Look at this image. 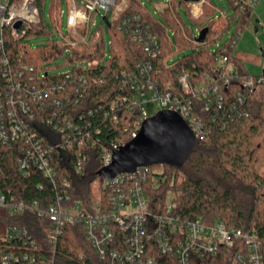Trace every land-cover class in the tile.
Here are the masks:
<instances>
[{
  "label": "trees",
  "instance_id": "16d2710c",
  "mask_svg": "<svg viewBox=\"0 0 264 264\" xmlns=\"http://www.w3.org/2000/svg\"><path fill=\"white\" fill-rule=\"evenodd\" d=\"M43 2L44 0H35L40 26L26 27L25 33L18 37L11 35L8 29L4 30L3 51L14 65L28 64L35 69L47 70L53 69L50 68L53 60L69 52L63 65H71L69 70L83 75L86 85L77 102L66 104L61 115H66L78 125V137L83 138L84 143L71 150L55 148L50 152L56 171L52 178L44 177L35 167H32L27 175L18 172L16 159L23 153L17 145L20 140L10 147L0 145V193L5 195L7 202L17 199H24L26 202L36 200L40 207L45 208L59 200V196L63 198L67 195L69 200H63L64 204L80 202L88 208L105 198V177L99 172L102 168L100 145L108 146L111 141L119 144L129 141L141 111L138 104L129 108L120 105L114 110L110 109L115 100L130 92L122 84V72L133 71L136 64L134 56H143L139 46L125 39L119 31L117 23L121 17L131 13L140 14L151 24L158 36L161 53L151 62L153 77L159 85L166 82L176 85V77L181 72L188 73L192 85L201 81L205 74H214L217 71L214 55L224 52L226 48L236 75L226 88L222 89L225 98L219 111L220 115L228 111L236 94L245 90L242 79L250 74L244 62L234 55L230 38L227 37L220 43L215 51L208 50L210 44L215 43L209 33L213 26L218 24L220 27L227 21V28L235 21L233 32H236L251 18L247 10H239L230 0L227 2L234 15L224 22L220 17L210 18L217 10L210 2L203 4L202 14L194 18L187 13L181 0H172L171 7L159 11L164 19L163 23L148 11L145 4H141V0H127V6L110 25L101 21L95 27H79L84 38L73 45L53 37L60 26V9L62 3L66 4V0H49L50 24H47L45 19ZM180 8L196 21L199 27L208 28L204 44L191 46L193 35ZM93 17L94 14L91 19ZM205 21L206 24L202 26ZM105 26L110 36L108 49L103 34ZM167 27L173 29V38L168 34ZM220 36L222 37V34ZM173 43L181 50L192 48L179 59L168 63ZM105 48L108 56H104ZM76 62L80 64L77 67L74 66ZM84 62H89V66L83 68L81 64ZM261 75L264 77V72ZM65 94L69 97L73 95L71 84L68 82L64 86L63 95ZM244 106L248 110L247 115L235 117L220 126L218 121L211 120L213 112H201L200 105L195 103V108L205 122L207 133L203 137L195 138L189 156L180 167L168 164L151 165L152 170L160 168L161 172L155 173L158 184L154 187H151L153 174H149L145 190L149 196L150 207L154 211L161 210L165 202L170 200L174 204V212L181 216L200 217L209 224L222 221L227 227L243 231L254 230L261 240L264 255V92L258 100L247 96ZM42 114L37 112L39 116ZM113 114H116L115 120L112 118ZM48 119H51L49 109L46 111L45 120ZM50 134L51 136L37 132V136L44 135L45 144L50 143V138H56L54 133ZM93 139L97 141L94 145L91 143ZM20 142L23 144L24 140ZM78 160L81 168L77 171L75 166ZM2 219L7 225L25 227L39 250L48 251L53 264H103L85 238L83 226L80 224L65 225L56 244L49 246L45 239L49 222L36 212L26 209ZM16 243L0 237V251L25 250ZM235 251L236 248L222 247L217 253L204 254L200 258L194 254L192 262L229 264L235 257ZM156 259L157 264L171 262L170 258L163 254L156 253Z\"/></svg>",
  "mask_w": 264,
  "mask_h": 264
},
{
  "label": "built area",
  "instance_id": "2783aa9c",
  "mask_svg": "<svg viewBox=\"0 0 264 264\" xmlns=\"http://www.w3.org/2000/svg\"><path fill=\"white\" fill-rule=\"evenodd\" d=\"M163 1V10L171 7L172 0ZM187 13L197 18L203 12V4L209 0H181ZM239 10H247L250 16L259 0H230ZM127 0H66L67 28L66 32L57 30L59 38L66 44L73 45L82 40L84 34L81 26L95 25L94 17L100 16V21L106 17L110 25L127 6ZM141 4L144 2L141 0ZM64 13L60 9V16ZM108 13L110 15H108ZM223 16V12L220 13ZM214 19L218 18L215 14ZM227 21L218 28L210 31L212 39L226 35L229 27ZM264 28V23H260ZM40 26V16L35 0H0V145L9 147L19 140H24L18 147L23 152L16 159L17 170L21 175H27L32 167L39 170L44 177L52 178L55 168L50 152L55 148L71 150L83 145V138L78 137L79 127L66 115H61L62 108L68 103H76L78 96L85 89L86 79L69 69L51 73L47 69H35L28 64H13L4 53L3 32L9 30L11 35L18 37L25 33L26 27ZM117 27L122 36L139 46L142 57L136 59L135 69L122 72V84L130 91L120 99L115 100L110 109L120 105L129 108L138 104L141 111L138 122L134 124L131 138L136 136L141 123L155 114L166 109L176 112L187 123L194 137H203L207 133L205 122L195 103L200 105V111H210L211 120L218 121L224 126L229 120L248 114L244 104L247 96H252L256 86L264 82V77L247 75L242 79L244 92H238L234 101L224 114L219 113L224 105L223 88L236 75L234 66L229 62V54L225 48L222 53H215L214 62L217 71L205 74L203 79L194 85L189 82L187 72H181L176 77V85L166 82L159 85L153 77L152 60L161 53L158 36L151 24L140 14L131 13L121 17ZM192 37L195 45L206 42L198 41L200 30ZM240 31L227 36L230 46H235ZM219 45L218 42H215ZM215 51V49H213ZM104 56H108L105 48ZM78 62L74 63L77 67ZM83 68L89 62L81 64ZM72 87V94L63 95L65 83ZM156 102L158 110L149 113L145 105ZM50 110L51 119L45 120L46 111ZM41 112L42 115H37ZM59 113V114H58ZM38 117V118H37ZM116 119V114L112 115ZM49 124V125H48ZM50 130V131H49ZM56 138L50 143H44V135ZM97 141L92 140L94 145ZM123 144L111 141L110 144L100 145L99 155L102 167L112 161L113 152ZM76 170H80L78 160ZM160 169L152 170L151 166H137L132 171L116 174L105 178L103 188L105 198L96 201L88 208L80 202L69 200L68 196H59V200L42 208L36 200L26 202L17 199L7 202L5 195L0 193V208L3 217L13 215L26 209L32 210L38 216L49 222L45 234L46 244L54 246L67 224L83 226L84 236L93 247L97 258L103 264H157L156 253L170 258V264H194L193 255L215 254L220 248H236L235 257L229 264H264L261 240L254 230L243 231L235 227H227L222 221L211 224L205 223L200 217L189 218L174 212V204L167 200L159 211L150 207V201L145 184L149 174H153L151 187L158 184ZM0 237L9 242H18L22 249H2L0 264H53L48 251H40L37 243L25 227L5 224V230ZM27 249V250H26ZM212 264V263H207Z\"/></svg>",
  "mask_w": 264,
  "mask_h": 264
},
{
  "label": "rangeland",
  "instance_id": "374dc122",
  "mask_svg": "<svg viewBox=\"0 0 264 264\" xmlns=\"http://www.w3.org/2000/svg\"><path fill=\"white\" fill-rule=\"evenodd\" d=\"M152 15L157 18L162 23L164 22V19L160 15V9L163 7V1L161 0H142ZM48 2L49 0H44L43 2V9L45 13V19L47 24H50L49 18H48ZM209 2L212 5H215L217 7V10L215 11L214 15L216 14L218 18H223V22L227 18H231L234 15L233 9L230 7L227 0H209ZM64 10V13L59 17L60 21V30L61 32H66V26H67V7L65 3H62L61 6ZM180 12L182 13L185 22L187 23V26L189 30L192 32V34L195 36L197 34V29L199 27L198 23L194 20H192L188 15H186L185 11L180 8ZM223 12V16L220 15V13ZM108 15H110L108 13ZM214 15H212L210 18H212ZM95 25L98 24L100 21V16L95 15ZM221 23V22H220ZM260 23H264V0H259L258 3L255 5L254 12L251 15L250 20L244 25V27L240 31V36L237 40V43L234 46V54L243 58L244 60V66L248 73L251 76L261 74L262 71H264V28L260 25ZM206 21L202 24L205 25ZM217 26H213V29L218 28ZM235 21H232L229 26V32L226 33L225 36H219V39L215 40L218 44L223 43L229 33L234 29ZM169 28V27H167ZM172 28H169L168 34L172 37ZM54 33V32H53ZM210 33V32H209ZM104 34V41L106 43V48L108 49V43H109V33L107 30V27L105 26V29L103 31ZM55 38H59L57 32L53 35ZM173 38V37H172ZM34 45V44H32ZM191 46H195V44L192 43ZM218 45L216 43L210 44L208 47L209 51H212L213 49H217ZM192 48V47H191ZM191 48L188 49H179L176 47V45L173 43L171 47V55L168 59V63H171L172 61H175L179 59L185 52H188L191 50ZM69 55V52H65L62 56H59L55 60H53L50 63L51 73L60 72L66 69L72 68L71 65H63L66 56ZM264 92V84H261L259 86H256L254 92L252 93L253 100H258L259 96ZM146 109L149 111V113H153L154 111L158 110V106L156 102H149L145 105ZM160 169V168H159ZM264 173V170L262 171V174ZM4 215L3 209L0 208V235L4 233L5 230V223L2 219Z\"/></svg>",
  "mask_w": 264,
  "mask_h": 264
},
{
  "label": "water",
  "instance_id": "95a60500",
  "mask_svg": "<svg viewBox=\"0 0 264 264\" xmlns=\"http://www.w3.org/2000/svg\"><path fill=\"white\" fill-rule=\"evenodd\" d=\"M103 21L108 25L106 17ZM207 30V27L200 30L198 41L204 40ZM194 144L195 137L181 116L162 109L147 117L136 136L119 146L113 152L110 164L103 166L99 172L105 178H111L137 166L168 164L180 167Z\"/></svg>",
  "mask_w": 264,
  "mask_h": 264
},
{
  "label": "crops",
  "instance_id": "0c3cea01",
  "mask_svg": "<svg viewBox=\"0 0 264 264\" xmlns=\"http://www.w3.org/2000/svg\"><path fill=\"white\" fill-rule=\"evenodd\" d=\"M212 30V29H211ZM208 31V30H207ZM235 55V54H234ZM235 56H237V55H235ZM238 58H240L243 62H244V60H243V58H241V57H239V56H237ZM262 73H263V71H262Z\"/></svg>",
  "mask_w": 264,
  "mask_h": 264
}]
</instances>
